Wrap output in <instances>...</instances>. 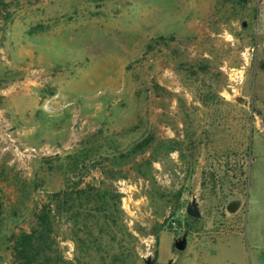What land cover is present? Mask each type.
Segmentation results:
<instances>
[{
    "label": "rangeland",
    "instance_id": "1",
    "mask_svg": "<svg viewBox=\"0 0 264 264\" xmlns=\"http://www.w3.org/2000/svg\"><path fill=\"white\" fill-rule=\"evenodd\" d=\"M44 204L51 264H264V0H0V264Z\"/></svg>",
    "mask_w": 264,
    "mask_h": 264
},
{
    "label": "trees",
    "instance_id": "2",
    "mask_svg": "<svg viewBox=\"0 0 264 264\" xmlns=\"http://www.w3.org/2000/svg\"><path fill=\"white\" fill-rule=\"evenodd\" d=\"M74 193L59 190L51 197L53 205L61 210L68 201L73 200ZM74 203V201L72 202ZM52 211L44 204L35 216V223L29 232L19 235L12 247L13 264H51L52 250L57 246L54 238V220ZM52 218V219H51Z\"/></svg>",
    "mask_w": 264,
    "mask_h": 264
},
{
    "label": "water",
    "instance_id": "3",
    "mask_svg": "<svg viewBox=\"0 0 264 264\" xmlns=\"http://www.w3.org/2000/svg\"><path fill=\"white\" fill-rule=\"evenodd\" d=\"M188 214L191 216V217H197L198 216V212L196 211L195 208L193 209H188ZM175 249L177 250H183L184 247H185V238L181 239L180 241H177L175 242ZM146 264H153V261L152 260H147L146 261Z\"/></svg>",
    "mask_w": 264,
    "mask_h": 264
},
{
    "label": "crops",
    "instance_id": "4",
    "mask_svg": "<svg viewBox=\"0 0 264 264\" xmlns=\"http://www.w3.org/2000/svg\"><path fill=\"white\" fill-rule=\"evenodd\" d=\"M190 248H192V251L196 252L198 258H200L203 253H207L208 252L207 250L211 249L208 247H203L202 250H199L200 248H198V247L196 248L195 244L192 246L190 245ZM184 249H185V247H184ZM179 251H181V250H179ZM197 261L201 262V264H204L202 259H198Z\"/></svg>",
    "mask_w": 264,
    "mask_h": 264
}]
</instances>
